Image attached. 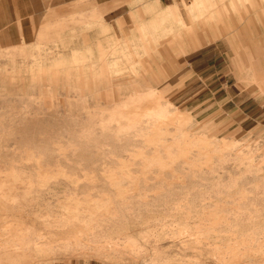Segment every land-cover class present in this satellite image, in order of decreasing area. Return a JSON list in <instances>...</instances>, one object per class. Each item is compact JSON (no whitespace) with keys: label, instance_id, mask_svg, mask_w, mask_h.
<instances>
[{"label":"rangeland","instance_id":"obj_1","mask_svg":"<svg viewBox=\"0 0 264 264\" xmlns=\"http://www.w3.org/2000/svg\"><path fill=\"white\" fill-rule=\"evenodd\" d=\"M73 2L0 48V264H264V0Z\"/></svg>","mask_w":264,"mask_h":264},{"label":"crops","instance_id":"obj_2","mask_svg":"<svg viewBox=\"0 0 264 264\" xmlns=\"http://www.w3.org/2000/svg\"><path fill=\"white\" fill-rule=\"evenodd\" d=\"M71 1L75 3L77 0H0V48L10 47L25 42L29 37H32L38 25L40 26L46 18H50L48 16L49 13L61 11L63 6ZM157 1L162 7L173 4L179 7V0ZM207 1V9L211 11L213 2L212 0ZM50 10L52 11L50 12ZM211 13L212 12H210L209 15ZM160 16L167 19L171 14L168 12H160ZM247 21L248 20H246L245 23H247ZM238 31L240 33H245L247 31L255 33L259 31L264 33V24L258 25V27L256 26L255 28L243 25L242 27L240 26ZM262 37L264 39V35ZM206 45L208 44L201 43L199 46L203 47ZM253 68V65L247 67L250 73ZM259 78H263V76Z\"/></svg>","mask_w":264,"mask_h":264},{"label":"bare ground","instance_id":"obj_3","mask_svg":"<svg viewBox=\"0 0 264 264\" xmlns=\"http://www.w3.org/2000/svg\"><path fill=\"white\" fill-rule=\"evenodd\" d=\"M167 107L166 106H162L159 108H149L148 110H146V112L143 113V116L150 122H157L163 119L165 113L167 112ZM170 113V112H168ZM143 117V118H144ZM137 118H142V114L140 116H138ZM144 122V120L142 121ZM132 124V123H131ZM121 142V141H120ZM135 164V163H134ZM138 165V164H137ZM153 166V165H152ZM171 168V167H170ZM173 170V169H172ZM156 173V172H155ZM151 179V178H150ZM98 180V179H97ZM150 181V180H149ZM152 181V180H151ZM261 237V236H260ZM259 237V238H260ZM258 240V239H257ZM260 240V239H259ZM261 241V240H260ZM258 242V241H257ZM243 244V243H242ZM258 245V244H257ZM259 246H260V242H259Z\"/></svg>","mask_w":264,"mask_h":264}]
</instances>
